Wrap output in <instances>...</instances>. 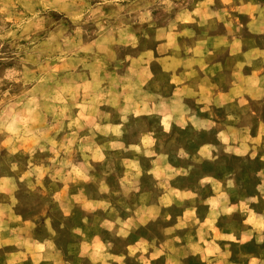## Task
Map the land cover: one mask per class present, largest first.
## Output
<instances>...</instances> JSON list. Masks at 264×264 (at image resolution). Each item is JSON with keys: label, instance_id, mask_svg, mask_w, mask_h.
Returning <instances> with one entry per match:
<instances>
[{"label": "rangeland", "instance_id": "374dc122", "mask_svg": "<svg viewBox=\"0 0 264 264\" xmlns=\"http://www.w3.org/2000/svg\"><path fill=\"white\" fill-rule=\"evenodd\" d=\"M172 3L166 11L160 0H0V195L19 190L10 183L13 176L53 174L66 182L56 189L68 203L52 202L49 216L31 210L46 185L22 188L28 217L47 220L48 228L40 227L50 242L41 248L45 260L195 261L182 242L167 241L158 216L140 219L154 199L142 198L126 178L133 171L140 176L138 188H154L150 160L140 159L137 169L126 151L158 126L135 117L136 102L159 101L180 85L183 72L203 74L202 87L216 103L218 133L215 159L201 161L181 185L205 192L196 182L209 177L241 209L264 211V0ZM175 139L191 138L178 134L169 145ZM93 155L102 156L100 162ZM43 164L48 167L39 171ZM33 191L36 196L27 194ZM50 227L56 232L50 234ZM259 238L264 246V231ZM256 245L245 246L251 251ZM17 260L11 264H21ZM26 264L46 263L40 256Z\"/></svg>", "mask_w": 264, "mask_h": 264}, {"label": "crops", "instance_id": "0c3cea01", "mask_svg": "<svg viewBox=\"0 0 264 264\" xmlns=\"http://www.w3.org/2000/svg\"><path fill=\"white\" fill-rule=\"evenodd\" d=\"M180 75H183L180 85L172 91H167L165 95L162 94L156 103L136 102L139 104L136 109L140 108V112H135L136 118L154 119L158 122L156 128L146 129L126 150L130 153V162L137 169L140 159L150 160L152 180L155 184L152 189L143 187L142 190L136 186L140 184L138 173L130 171V177H126L138 193L141 191L140 195L143 193L142 198L150 196L154 199L149 203L151 207L149 204L145 205L139 217L149 220L158 216L163 222L167 241L175 244L182 242L195 259L192 264H252L253 261L255 264H264L263 239L259 238L264 231V227L259 229L260 224H264V211L256 208L241 209L242 203H233L227 193L221 189L217 190L216 180L209 177L202 178L203 180L200 177L196 182H200L202 187L207 189L205 192L181 185L201 161L211 162L215 159L218 131L216 103L211 101L210 89L202 87L205 80H201L203 74L198 72L188 75L183 72ZM142 108H145L143 113ZM201 124L205 127H199ZM178 134L191 139H183L182 142L175 139V145H169L174 144L171 141ZM201 134L208 137L202 144L197 140ZM164 138L170 141L164 143ZM118 146L119 150H122L121 145ZM181 152L185 155L181 156ZM98 153L99 151L96 155ZM96 155L92 157L98 163L103 154L101 157H95ZM46 167L48 165L43 164L38 169L41 171ZM148 168L149 166L145 167ZM85 173L88 175L87 180L92 182L91 171ZM26 178L13 176L10 183L20 185L19 190L0 195V263L6 260V264H11L14 258L18 259L16 263H34L35 258L42 256L46 264H55L54 260H45L41 252L42 247L50 246V242H44L40 235V227L42 224L47 227V220L42 221L39 216L36 219L28 217L24 206L25 192L22 188L25 187L29 191L30 184L38 188L46 185V191L39 196L40 204H31V210L35 215L49 216L53 211L52 202L56 205L60 200L61 207V200H65L63 204L67 205L68 195H58L56 189L57 184L66 185V182L53 174L48 177L36 174ZM27 194L36 196L37 192ZM180 205L182 209L179 208ZM144 222H147L146 219ZM48 231L50 234L51 231L56 232L51 227ZM230 235L235 239H224ZM241 240L244 243H240ZM255 242L260 244V248L256 245L254 250L249 251L245 245ZM237 248H244L245 253L238 252ZM177 261L180 263V260Z\"/></svg>", "mask_w": 264, "mask_h": 264}, {"label": "clouds", "instance_id": "9594fccd", "mask_svg": "<svg viewBox=\"0 0 264 264\" xmlns=\"http://www.w3.org/2000/svg\"><path fill=\"white\" fill-rule=\"evenodd\" d=\"M106 2H109V0H106ZM160 2L162 4H164V5H167V8L165 9L166 11L174 6L173 3H172V0H160ZM210 2H211V0H210ZM98 12H100L99 8L96 9V12H94L93 15H96V13H98ZM36 15H39V13H37ZM101 15H102V13H101ZM33 18H35V17H33ZM75 18L77 20H79L81 18V16L77 15ZM145 18H147V14L145 15ZM127 41L129 43H131L132 47H136L137 40H136V36L135 35L129 34L128 37H127ZM238 47H239V45H237V48ZM228 119L232 120V119H234V117L233 116H229ZM199 127H205V125L201 124V125H199ZM39 150L41 152L46 151V149L44 147H40ZM180 155L184 156L185 153L181 152ZM184 174L187 175V173H184ZM84 179H88V177H84ZM104 191H107V189L105 188ZM89 207L91 208L92 206L89 205ZM65 215H67V212H65ZM120 235H127V233H120ZM224 239L233 240V239H235V237L230 235V236L224 237ZM240 243H244V241L241 240ZM144 264H150V262L149 261H145ZM252 264H255V261H253Z\"/></svg>", "mask_w": 264, "mask_h": 264}]
</instances>
